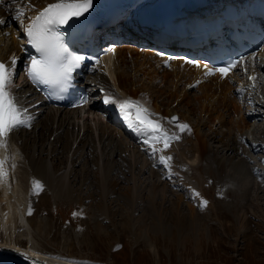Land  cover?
<instances>
[{
  "label": "rangeland",
  "instance_id": "obj_1",
  "mask_svg": "<svg viewBox=\"0 0 264 264\" xmlns=\"http://www.w3.org/2000/svg\"><path fill=\"white\" fill-rule=\"evenodd\" d=\"M263 62L264 55L261 60V65L264 67ZM100 69L98 68L91 76V82H96ZM17 87H22V93L27 94L23 83L18 82ZM177 101L176 99V103ZM249 102H253L254 107L262 112L255 113L257 115L251 113ZM249 102H247L246 112L252 119L247 126L248 129L236 139L233 134V139L229 137L227 141H224L226 139L222 138V142L226 144L234 143L238 153H231L217 141L210 143L215 155L211 157L212 161L216 160L215 163L224 161L223 176L236 175L237 165H240L239 169L243 168L242 172L247 173L249 181L244 182L245 185L238 181V177H234L235 179L232 177L236 185L231 187L227 180L221 178L215 188H213L215 182H208L202 186V189L206 191L205 197L207 195L209 198L204 196L197 198L189 193L188 189L179 184L177 177L172 176L169 179L166 168L154 169L157 167L156 159L150 158H156V156L147 150L145 144H141L145 145L144 147L147 148L145 151L148 153L143 154L134 146L133 149L136 148L135 151L143 157L144 164L148 162L145 167L142 162L136 160L134 166L131 165L132 169L128 170L117 159L116 154L109 155L111 157H108V162L113 164V167L108 180L114 182L116 187L114 193L101 199L99 198L101 194L96 189V181L92 179L97 168L91 164L90 150L78 151L77 146L80 134L77 138L76 135L85 124L90 123V120L79 123L77 118L75 119L76 114L67 117L71 124L67 123L60 133L64 134L66 130L71 132L69 142L72 141V147L70 145L68 151L64 152L62 140L57 142L55 135L49 140L46 138L42 140L43 142L39 141V135L35 133L42 129L40 124H36L41 120L39 117L34 124L35 131L29 129L22 133L17 132V137L25 143L26 149L30 152L28 154H32L33 148L37 149L41 146L42 159L52 165V171L56 174L67 173L68 197H52L41 183L44 187L42 190L46 194L40 197L41 191H38L40 189H34V183L37 180L32 176L26 181L27 185L24 189L20 187L22 183L20 175L25 172L28 174L30 169L26 167L29 164L27 155L24 154L20 145L16 144L13 150L17 157L11 178L14 177L13 182L19 183V193L21 191L19 194L21 207L19 206L18 210L26 214L30 210V202L33 203L32 222L41 224L42 228L40 233L36 234L26 229L24 225L14 222L16 224H14L11 239L16 242L24 241L25 245L17 246L28 248V241L33 240L38 245L37 248L45 249L38 250L42 252L41 254L76 264H264V76L257 81L255 95L251 94ZM94 108L100 109L99 106ZM84 113L85 117L104 123L108 119L106 117L108 113L104 111L88 113L85 110ZM100 116H103V119ZM232 119L237 120V117ZM212 129L220 135L225 131L216 124ZM225 135L228 136L227 132ZM53 139L56 141L54 147L56 149L50 155ZM96 145L105 155L112 152V149L105 144V146H99L97 142ZM97 156L100 157L99 154ZM212 161L210 165L214 166L215 163ZM213 166L212 168L215 167ZM83 177L86 178L83 179ZM132 177H135L134 182ZM211 177L214 179L213 176ZM168 183L173 186H169ZM154 184L165 185V198L158 192L152 199L151 188ZM133 185L138 190V197H135L134 205L129 206L124 202L122 193L127 186ZM90 195H93L91 200ZM176 195L184 197L180 214L186 218V223L189 221L187 219L189 207L194 210L199 220L195 233L185 231L179 233L176 214L171 209V203ZM149 197L154 210L148 202ZM203 201H207V204L205 205ZM100 206L104 208L103 214L98 211ZM149 209L151 213L162 212L163 228L167 231L159 233L146 228H153L150 219L146 217L150 213Z\"/></svg>",
  "mask_w": 264,
  "mask_h": 264
},
{
  "label": "bare ground",
  "instance_id": "obj_2",
  "mask_svg": "<svg viewBox=\"0 0 264 264\" xmlns=\"http://www.w3.org/2000/svg\"><path fill=\"white\" fill-rule=\"evenodd\" d=\"M55 2H57V0H22V3L25 6H27L28 3H31L34 6V10L27 12L28 16H35L40 9ZM17 7H20V5L14 4L5 9L0 8V18H2L0 20L6 22L5 24L0 25V62L6 64H9V54H13L18 60L24 59L23 53L28 46L24 39L26 34L20 23L16 21L15 24L17 26L11 24V26L8 27V18L14 17V11ZM28 22L29 21L25 20L24 24L26 25ZM16 28H18V31H15ZM17 36L21 37L24 46L21 47L17 42ZM263 53L264 47L259 53H257L256 59L250 62V66L247 68V73L242 69V72L239 70V72L230 75L228 81L220 82L217 78L205 79L200 77L198 71L182 68L178 63H172L169 68L164 69L161 67L159 60L150 53H138L136 48L121 47L115 51L114 55L107 57L103 62L91 70L93 71L102 67L100 69L101 72L98 74V85L100 88L118 94V97L114 98L108 96L113 98L115 103H105L104 97L101 102L102 107H100L99 110H95L93 106L90 107V110L101 111L105 108L114 112L115 110H119L117 105L125 100L138 101L140 106L149 109L150 112L155 114V119L161 120L165 127L178 133L181 137L178 141H174L164 153L172 158L174 156L170 162L172 165L171 171L175 174L173 176L177 177L179 184L188 189L189 193L193 194L194 190L199 193V196L195 197L203 198V196L205 197L206 191H203L202 186L208 182H215L213 185V188H215L216 183H219L218 180L221 178L227 180L231 187L236 185V182L232 177H238V181L243 183L249 181L247 173L242 172L243 168L239 169L240 165H237L235 171L236 175L227 177L223 176V170L225 167L224 161L221 162L220 160L217 163H215L216 160L212 161L213 159L211 157L214 155V152L210 143L217 141L221 143L222 147L229 149L231 153H238V149L235 148L234 143H230L229 145L222 141L223 139H226L224 141H227L229 137H232V134L236 139L248 129L247 126L252 119L246 112L247 102L249 101L250 96L248 87L251 85L252 81L249 79V76L259 75L264 72V67L261 65V56ZM253 62L255 63L254 67L252 66ZM160 85L162 87H160ZM29 91L34 95V102L41 100V98L32 92L30 88L28 92ZM103 93L104 91L102 90V94ZM176 99L178 100V103H176ZM17 101L19 102L20 98H17ZM48 108L49 109L41 116L40 122L36 123L37 125L40 124L42 129L35 131L36 128L34 129L33 126L34 122L30 123V129H34L35 133L37 132L36 134L39 135L40 142H43L46 138L49 140L55 135L57 142L62 140L61 145L64 152L68 151L70 145L72 147V141L71 143L69 142L71 132L66 130L64 134H61L64 126H67V123L71 124L67 117L69 118L71 114H76L75 119L77 118L79 123L87 119L90 120L89 124H91V126H89L88 123L85 124L88 126L85 127L84 125L82 130L76 135V138L79 137L78 135L80 134L81 138L79 137L80 141L77 143L79 148L78 151H83L85 149L90 150L89 156L91 157V164H93V167L97 168L96 173L92 175V179L94 182L96 181V189L99 190L101 194L99 198L104 199L106 195L108 196L114 193V188L116 187L114 182H109L108 180L110 171L113 167V164L108 162V157H111L109 155L116 154L118 157L116 158L121 164H124L125 168L128 170L132 169L131 167L134 166L133 164H135L136 160L142 162L144 167L148 164V162L147 164H144L143 157H140V153L135 151L136 148L133 149L134 147L130 145L132 141H136L135 144H144L143 137L139 136L133 129L129 128L127 124L124 126L128 127L129 132L126 137H123L121 131L116 130V126H114V123L111 122V120L109 125L108 123L98 121L97 119L85 117L83 115L86 109L85 107L71 112H60L56 108ZM172 114H177L178 122L189 125L191 131L179 133V129L176 128L174 124L169 123V118ZM234 117H237V120H235L236 118L233 120L232 118ZM215 124L219 128H224V133L220 135L217 131L213 130L212 127ZM72 125H74L73 122ZM22 132L25 131L21 130L20 133ZM226 132L228 136L225 135ZM233 137L231 139H233ZM96 139L98 140L96 141ZM95 142H99V146L105 144L108 148L110 147L112 149V152L105 155L104 152L98 149ZM52 143L50 155L53 154L56 149L54 148L56 146V141H54V139L52 140ZM16 144H19L24 154L27 155L26 158L28 159L29 164L26 167L30 169V174H27L26 172L21 175L19 174L20 181L22 182L20 187L24 189L27 185L26 181L32 176L45 187V191L52 197L67 198V173L59 172L56 174L52 171V165L46 163V161L42 159L43 153L41 154L40 152L41 146L37 149L33 148L32 154H28L30 152L26 149L25 143L18 139L16 131L10 134L6 146L0 145V160L12 156L11 165L15 164L17 156L13 148ZM98 154L100 157L97 156ZM158 156L159 153L157 157ZM211 161L212 163H215V167L210 165ZM212 166L218 171L213 170L214 168H212ZM10 169L12 175V171H14L15 168L12 169L10 167ZM166 171L168 170L166 169ZM211 176H213L214 179ZM12 178L10 177L9 179L8 176H6L3 179H0V264H34V262H39V264H76L73 262L66 263L68 262L67 260L61 261L56 259V257H49L47 254H41L42 252L40 251H44L45 249L42 248L43 250H40L39 247L38 249V245L33 242V240L28 241V248L26 246H17L24 244V241L16 242L11 239L14 224L16 223L24 225L26 229L32 230L36 234H39L42 228L41 224L32 222V214L34 210L33 203L30 202V210L26 212V214H23V211L21 212V210H18L21 205H19L21 202L19 195L21 191L19 193V183L17 184L16 182H13L14 180ZM85 178L83 177V179ZM134 178L135 177H132L133 182ZM171 185L172 184H169V186ZM152 188V199H154V196L158 192L162 194L161 197L165 196V185L160 186L159 184H154ZM200 188L202 190L198 191ZM124 190V193H122V196L124 195V202L130 206L134 203L135 197H138V190L134 185L127 186ZM38 191H41L40 197L45 196L46 193L44 190L40 189ZM237 193L240 194L239 192ZM182 196L176 195L175 200L171 203V209L176 214L178 231L179 233L184 231L186 233H195L198 229L197 226H199V220H197L198 218L191 207L188 209V223H186L187 220L185 221L186 218L181 216L180 208L181 202L184 198ZM151 197H149L148 202L151 205V209L154 210ZM89 198L91 200L93 195H90ZM207 198H209V196ZM98 211L103 214L104 208L100 206ZM149 212L151 213L152 211L149 209ZM150 213L146 217L150 219L153 228H146L149 230L151 229L152 232L160 233L164 230L167 231L163 228L164 219H161L162 212L158 211L156 213Z\"/></svg>",
  "mask_w": 264,
  "mask_h": 264
},
{
  "label": "snow or ice",
  "instance_id": "obj_3",
  "mask_svg": "<svg viewBox=\"0 0 264 264\" xmlns=\"http://www.w3.org/2000/svg\"><path fill=\"white\" fill-rule=\"evenodd\" d=\"M14 4L20 7L15 8L14 19L23 26V31L28 38V43L40 54V58L32 57L27 71L28 78L34 83L54 86L61 91L66 90L69 85L72 71L79 67L82 57L69 54L64 46L62 33L58 31L60 26L69 25L70 21L75 19L79 22L93 6V0H57L55 3L48 4L43 10L35 16H28L27 12L34 10V6L28 3L25 6L22 0H12ZM5 4V0H0V5ZM29 21L26 25L24 21ZM0 20V25L5 24ZM188 63H195L187 61ZM245 58L229 61L226 65L219 68H210L208 65L205 75H215L219 73L221 78L229 76L233 69H237L244 64ZM16 57H12L11 64L0 62V145L6 146L10 134L21 127H29L32 116L27 108L19 105L17 98L13 94L14 76H15ZM200 67L199 64L196 65ZM247 73V68L244 69ZM250 80H255L254 76H249ZM87 102V101H84ZM105 103H115L111 97L104 98ZM119 108L128 127L133 129L139 136L143 137V143L153 156H158V163L168 170L169 179L172 178L171 156L165 155V151L174 141L181 137L178 133L165 127L161 120L155 119V114L149 109L140 106L137 102L125 100L120 102ZM169 123L174 124L179 129V133L191 129L186 123H179L178 118H169ZM9 158L0 160V179L8 175L6 164ZM14 169L15 165L12 164ZM43 186L39 181L34 183V189H41ZM194 196H199L198 192L193 190ZM206 205L207 201H203ZM39 264V262H34Z\"/></svg>",
  "mask_w": 264,
  "mask_h": 264
}]
</instances>
